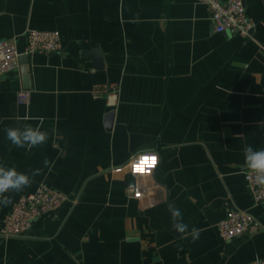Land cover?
<instances>
[{
    "label": "crops",
    "instance_id": "crops-1",
    "mask_svg": "<svg viewBox=\"0 0 264 264\" xmlns=\"http://www.w3.org/2000/svg\"><path fill=\"white\" fill-rule=\"evenodd\" d=\"M243 3L247 36L215 32L195 0H0V40H14L21 54L27 28L61 35L55 51L27 54V78L19 63L0 74V163L43 170L7 195L13 204L45 184L67 196L25 236L0 237V264L264 257V208L242 170L244 148H264V0ZM103 85L117 92L113 106L93 93ZM20 89L27 103L16 101ZM41 123L48 140L31 151L6 139L7 127ZM144 151L156 152L158 165L140 179L144 196L129 198L134 178L123 166ZM12 204L0 206V223ZM231 208L256 224L223 239L217 223Z\"/></svg>",
    "mask_w": 264,
    "mask_h": 264
},
{
    "label": "built area",
    "instance_id": "built-area-1",
    "mask_svg": "<svg viewBox=\"0 0 264 264\" xmlns=\"http://www.w3.org/2000/svg\"><path fill=\"white\" fill-rule=\"evenodd\" d=\"M203 3L208 10L209 19L215 32L233 31L241 36H247L253 28L252 20L247 16L244 0H195ZM24 47L22 53L34 52L50 53L61 45V35L56 29L27 28L22 33ZM21 52L17 50L14 40H0V74L10 71L18 66ZM93 93H103L107 97V104L116 103L117 92L109 90L106 85L96 86ZM29 93L20 89L16 94L18 103H27ZM158 154L154 151H144L134 154L126 167L134 180L126 187L129 198L141 199L144 196L146 185L141 178L149 177L158 165ZM117 167L115 170L123 168ZM244 178L255 204L264 208V186L255 183L254 176L245 174ZM67 196L65 193L40 184L32 192L20 195L12 204L11 209L2 217L0 223V237H23L30 229L33 221L59 209ZM256 224V219L246 210L231 208L217 223L220 236L230 239L246 231ZM246 264H264L263 258H255Z\"/></svg>",
    "mask_w": 264,
    "mask_h": 264
},
{
    "label": "clouds",
    "instance_id": "clouds-1",
    "mask_svg": "<svg viewBox=\"0 0 264 264\" xmlns=\"http://www.w3.org/2000/svg\"><path fill=\"white\" fill-rule=\"evenodd\" d=\"M25 119L28 118L25 117ZM4 131L8 141L17 148H24L28 151L45 144L48 140V133L42 130V123L35 127L31 124H25L23 127H7ZM243 151L242 170L245 174L254 176L256 184L264 186V148L256 149L248 145ZM48 163V160L45 159V167L48 166ZM42 171V169L37 168L26 173L19 171L15 166L0 163V206L8 207L11 205L12 197L7 194L22 192L34 182L36 176L42 174Z\"/></svg>",
    "mask_w": 264,
    "mask_h": 264
},
{
    "label": "water",
    "instance_id": "water-1",
    "mask_svg": "<svg viewBox=\"0 0 264 264\" xmlns=\"http://www.w3.org/2000/svg\"><path fill=\"white\" fill-rule=\"evenodd\" d=\"M96 50H93L92 53H95ZM91 54V53H90ZM19 64L22 71V74L27 78L28 77V64H27V54H21L19 56ZM113 110H110L105 115V124L107 128H110L113 120Z\"/></svg>",
    "mask_w": 264,
    "mask_h": 264
}]
</instances>
